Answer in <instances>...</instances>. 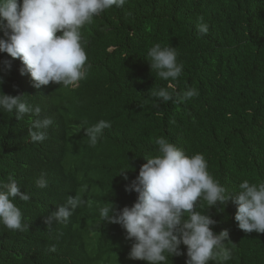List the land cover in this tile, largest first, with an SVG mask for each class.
Segmentation results:
<instances>
[{"label": "trees", "instance_id": "trees-1", "mask_svg": "<svg viewBox=\"0 0 264 264\" xmlns=\"http://www.w3.org/2000/svg\"><path fill=\"white\" fill-rule=\"evenodd\" d=\"M199 17L209 26L206 35L198 32ZM81 36L91 67L76 88H34L18 59L9 72L2 62L11 57L0 59V91L25 95L41 117L53 119L47 139L32 142L34 117L18 121L0 111V182L11 176L30 196L14 201L25 231L0 224V264H146L129 259L133 241L99 210L135 203L137 194L125 191L119 174L135 179L143 158L158 154L159 137L188 156L203 154L229 194L244 180L264 183V0H129L94 17ZM156 43L175 48L183 64L172 82L176 92L195 88L198 96L177 103L152 95L169 83L150 69L148 51ZM102 119L111 127L90 146L84 129ZM41 176L43 189L36 184ZM69 196L85 203L67 223L49 227L47 217ZM197 210L216 221V234L229 233L223 247L231 259L209 264H264V233L239 229L231 200L216 208L200 201ZM181 250L185 255L170 256L168 264H185Z\"/></svg>", "mask_w": 264, "mask_h": 264}, {"label": "clouds", "instance_id": "clouds-1", "mask_svg": "<svg viewBox=\"0 0 264 264\" xmlns=\"http://www.w3.org/2000/svg\"><path fill=\"white\" fill-rule=\"evenodd\" d=\"M129 0H0V59L6 56L3 69L11 71L12 62L22 64L21 75L28 74L32 86L57 84L64 88H76L86 79L90 64L82 42L81 30L93 22L94 17L114 8H122ZM198 32L206 35L209 26L198 18ZM61 33V35H57ZM108 51H111L108 50ZM150 69L165 81L167 88L151 89L154 97L163 102H184L198 96L195 88L183 93L176 92L173 81L180 77L183 64L173 47H162L156 43L148 51ZM0 77V84H3ZM25 95H7L0 91V111L14 113L20 121L26 115L34 117L28 136L32 142L47 139V129L53 124L50 116L41 117V108L26 103ZM111 122L100 120L85 128L90 146H95L103 136V130ZM158 154L146 160L135 179L129 181L121 171L125 191L136 193L131 207L117 210L110 206L100 208V217L111 224L119 225L126 232V239L133 241L129 259L146 264H168L170 256H182L186 248L185 264H209L221 257L231 259L224 249L228 240L227 230L216 234V221L208 214L197 210L200 201L209 208H216L231 200L237 206L235 221L245 233H264V183L256 184L244 180L235 193L214 180L208 171L203 154L188 156L185 151L164 137L155 139ZM37 187H47L41 176ZM27 202L30 196L21 193L16 179L9 176L7 183L0 182V224L12 231H25L22 213L16 199ZM85 203L79 196H69L64 205L51 213L46 224L67 223L73 212ZM55 251V248H51Z\"/></svg>", "mask_w": 264, "mask_h": 264}]
</instances>
